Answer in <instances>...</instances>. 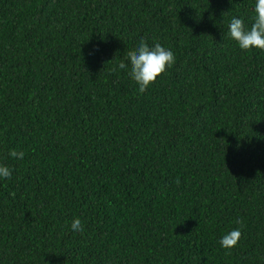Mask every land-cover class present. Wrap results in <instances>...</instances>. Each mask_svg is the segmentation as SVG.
I'll return each mask as SVG.
<instances>
[{
  "label": "trees",
  "instance_id": "obj_1",
  "mask_svg": "<svg viewBox=\"0 0 264 264\" xmlns=\"http://www.w3.org/2000/svg\"><path fill=\"white\" fill-rule=\"evenodd\" d=\"M254 2L0 0V264H264V50L227 35ZM141 40L175 54L143 93Z\"/></svg>",
  "mask_w": 264,
  "mask_h": 264
},
{
  "label": "clouds",
  "instance_id": "obj_2",
  "mask_svg": "<svg viewBox=\"0 0 264 264\" xmlns=\"http://www.w3.org/2000/svg\"><path fill=\"white\" fill-rule=\"evenodd\" d=\"M228 38L236 43L242 51L264 50V0H255L251 15L250 26L243 18L233 16L228 25ZM127 63L121 62L118 67L128 73L130 79L143 93L156 83L175 64L174 52L160 43L149 44L141 40L133 51L126 53ZM8 156L12 160H22L24 152L11 149ZM14 169L8 164L0 162V181L10 180ZM74 232L83 230L82 222L76 218L71 223ZM242 239L240 229H232L225 233L219 244L226 250H233L239 246Z\"/></svg>",
  "mask_w": 264,
  "mask_h": 264
}]
</instances>
